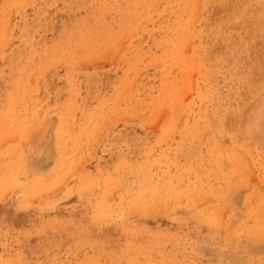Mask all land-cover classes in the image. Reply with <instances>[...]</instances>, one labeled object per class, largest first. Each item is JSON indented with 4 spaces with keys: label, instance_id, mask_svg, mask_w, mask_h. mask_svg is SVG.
I'll return each instance as SVG.
<instances>
[{
    "label": "rangeland",
    "instance_id": "rangeland-1",
    "mask_svg": "<svg viewBox=\"0 0 264 264\" xmlns=\"http://www.w3.org/2000/svg\"><path fill=\"white\" fill-rule=\"evenodd\" d=\"M262 118L264 0H0V264H264Z\"/></svg>",
    "mask_w": 264,
    "mask_h": 264
},
{
    "label": "clouds",
    "instance_id": "clouds-1",
    "mask_svg": "<svg viewBox=\"0 0 264 264\" xmlns=\"http://www.w3.org/2000/svg\"><path fill=\"white\" fill-rule=\"evenodd\" d=\"M264 120V118H262ZM261 122H257L253 125L254 129L259 127ZM260 130H264L261 128ZM53 210L47 204L42 206V211L47 212ZM92 222L99 226H113V225H125L128 221V209L125 206L109 207L106 210L98 211L93 210L90 217Z\"/></svg>",
    "mask_w": 264,
    "mask_h": 264
}]
</instances>
